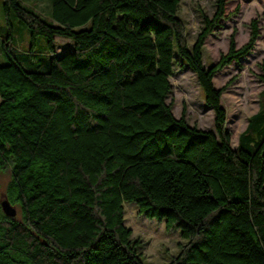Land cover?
<instances>
[{
	"label": "trees",
	"instance_id": "16d2710c",
	"mask_svg": "<svg viewBox=\"0 0 264 264\" xmlns=\"http://www.w3.org/2000/svg\"><path fill=\"white\" fill-rule=\"evenodd\" d=\"M0 264H145L125 225V204L179 230L170 264H264V92L236 148L214 79L249 55L251 37L213 66L206 40L228 18L217 0L192 48L181 0H52L49 16L1 0ZM238 10H236L237 12ZM32 46L21 55L13 20ZM74 49L58 55L56 38ZM46 40L44 60L35 55ZM29 49V48H28ZM197 75L215 131L173 114L175 65ZM264 71V65H263ZM264 82V77H263ZM2 194L17 209L2 210Z\"/></svg>",
	"mask_w": 264,
	"mask_h": 264
},
{
	"label": "rangeland",
	"instance_id": "374dc122",
	"mask_svg": "<svg viewBox=\"0 0 264 264\" xmlns=\"http://www.w3.org/2000/svg\"><path fill=\"white\" fill-rule=\"evenodd\" d=\"M22 3L35 7L46 17L52 11V0H22ZM216 4L217 0H181L179 16L185 24L190 48L194 46L204 28V16L210 19L214 17ZM226 15L228 18L206 40L203 56L206 68L215 65L222 55L228 53L233 36L237 49L249 42L253 20H258L260 31L254 50L240 62L225 68L214 79L217 90L225 89L221 105L227 114V129L232 132V146L236 148L239 136L245 131L249 119L261 108L264 92V0H228ZM13 27L17 49L23 55L32 46L30 36L16 19L13 20ZM6 31L0 0V39L5 37ZM74 44L69 38L57 37L55 50L58 55H62L73 50ZM46 48V40L39 38L34 49L35 55L46 60ZM174 69L175 75L170 79L172 90L167 99L168 104L173 103L174 116L181 118L186 112V120L191 126L214 132L215 114L205 104V94L197 75L189 67L180 64L175 65ZM8 181L9 173L0 174L1 193L5 191ZM125 225L133 231V239L141 241L145 264H170L187 243L179 230L169 231L165 223L146 218L132 203L125 204Z\"/></svg>",
	"mask_w": 264,
	"mask_h": 264
},
{
	"label": "water",
	"instance_id": "95a60500",
	"mask_svg": "<svg viewBox=\"0 0 264 264\" xmlns=\"http://www.w3.org/2000/svg\"><path fill=\"white\" fill-rule=\"evenodd\" d=\"M1 207L3 210V213L8 218H15L18 215L17 209L10 203V201L4 197V199L1 200Z\"/></svg>",
	"mask_w": 264,
	"mask_h": 264
}]
</instances>
